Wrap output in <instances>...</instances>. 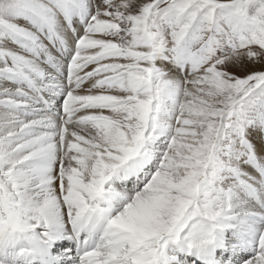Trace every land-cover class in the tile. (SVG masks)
<instances>
[{"label":"snow or ice","instance_id":"6c2138e0","mask_svg":"<svg viewBox=\"0 0 264 264\" xmlns=\"http://www.w3.org/2000/svg\"><path fill=\"white\" fill-rule=\"evenodd\" d=\"M0 264H264V0H0Z\"/></svg>","mask_w":264,"mask_h":264}]
</instances>
